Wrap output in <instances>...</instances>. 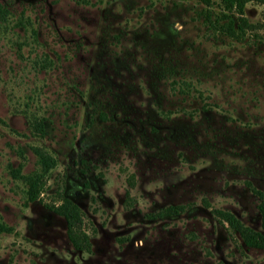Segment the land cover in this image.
I'll return each instance as SVG.
<instances>
[{
  "label": "rangeland",
  "instance_id": "obj_1",
  "mask_svg": "<svg viewBox=\"0 0 264 264\" xmlns=\"http://www.w3.org/2000/svg\"><path fill=\"white\" fill-rule=\"evenodd\" d=\"M243 15L244 31L217 0H0V264H264L215 212L260 229L264 0ZM32 146L56 161L29 201L10 170L37 167ZM60 194L89 252L44 205Z\"/></svg>",
  "mask_w": 264,
  "mask_h": 264
},
{
  "label": "trees",
  "instance_id": "obj_2",
  "mask_svg": "<svg viewBox=\"0 0 264 264\" xmlns=\"http://www.w3.org/2000/svg\"><path fill=\"white\" fill-rule=\"evenodd\" d=\"M204 3H209L210 0H200ZM222 8L229 12L236 13L238 19L237 27L240 30L250 28L252 24L248 22L243 15V8L246 1L249 0H217ZM260 1V0H255ZM48 65V63L46 64ZM42 67H45L43 65ZM43 117H31L29 125L32 133L42 136L44 131ZM35 155V163L37 167L27 174L20 173L19 164L11 171L13 177H19L26 185L27 200L31 201L38 198L39 189L45 182L46 173L55 165L56 159L51 156L49 152L39 146L31 147ZM21 156V155H20ZM252 192L259 198L256 208L258 211L260 229L256 230L240 221L232 212L216 209L215 212L219 219L225 221L233 230H235L243 243L247 246L264 248V197L261 190L255 188L250 181L246 180ZM58 203L44 202V205L51 209L53 212L62 216L65 221V233L68 241L74 249L89 252L91 250V241L87 228L93 230L90 221L84 217V212L72 199L67 196L59 195ZM183 209L182 204L166 205L154 212L153 216H161L167 214H175ZM13 227L6 224L0 217V232H11Z\"/></svg>",
  "mask_w": 264,
  "mask_h": 264
}]
</instances>
